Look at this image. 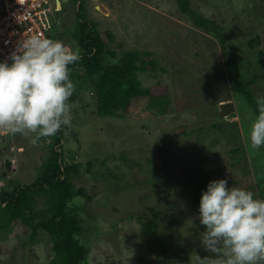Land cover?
Wrapping results in <instances>:
<instances>
[{"label":"rangeland","instance_id":"374dc122","mask_svg":"<svg viewBox=\"0 0 264 264\" xmlns=\"http://www.w3.org/2000/svg\"><path fill=\"white\" fill-rule=\"evenodd\" d=\"M189 1L198 14L209 19L217 15L228 37L225 46L213 36L208 40L192 31L193 21L181 13L177 0H81L83 20L115 34L114 45L106 46L118 57L148 45L154 52L159 68L141 74L142 86L161 82L169 88V101L167 97L151 101L147 108L152 118L142 121L99 116L93 88L88 86L71 104V124L64 126L65 161L77 165L71 176L73 190L82 188L87 196H76L69 207L78 214V238L88 245V263L90 257L91 264H160L155 257L162 242L182 264H191L193 253L212 256L200 240L206 228L200 224L188 174L203 185L226 179L229 188L236 186L264 199V147L259 151L249 147L250 127L258 114L237 94L231 100L236 117H222L219 104L231 99L234 83L225 66L228 49L229 57L241 58L240 69L250 70L242 74L246 81L263 76L250 89L256 98L264 97V0ZM79 5L74 0L63 2L62 11L56 13L62 21L56 40L73 51L81 48ZM256 37L262 40L261 48L245 50L247 41ZM247 54L250 59H245ZM106 59L113 61L110 55ZM75 68L73 73L83 72ZM73 82L76 86L80 81ZM218 124L221 128L214 129ZM17 135L2 154L16 162L13 170L0 171V191L15 183L33 184L51 154L48 137L33 144L34 134ZM178 167L186 175H179ZM45 207L43 202L36 209ZM150 207H158L164 216L167 234L160 236L159 244L147 239L137 247L135 240L144 237L138 217ZM37 231L34 241L32 231L19 221L0 231V264H48L53 244L45 232Z\"/></svg>","mask_w":264,"mask_h":264},{"label":"trees","instance_id":"16d2710c","mask_svg":"<svg viewBox=\"0 0 264 264\" xmlns=\"http://www.w3.org/2000/svg\"><path fill=\"white\" fill-rule=\"evenodd\" d=\"M177 1L181 6V13L188 15L193 21L194 30L192 31L208 40L213 36L215 40H212L218 41L222 46L227 44V34L216 20V14H213L212 18L209 19L191 9L189 0ZM75 3H78V0H75ZM78 9L76 16L79 26V34H77L81 45L79 50L80 59L70 64L69 70L70 79L75 82L79 80L80 82L76 85L75 92L68 103L71 105L76 101L77 94L82 92L84 86H88L93 88L92 93L96 99L97 114L101 117L120 119L129 116L132 121H142L151 117L152 113L147 108L151 106V101L156 102L162 97H167L169 101L168 85L158 82L155 86L145 88L140 80L141 74L148 73L151 70L156 71L159 68L158 62L153 58L154 52L148 45V48L143 51L126 52L118 57L115 51L108 49L106 46L107 43H113L114 45L115 34L112 31L101 32L93 23L83 20V4L81 2ZM244 15L246 14L244 13ZM56 31L58 32V27H55ZM56 36L55 34L52 37L53 40L57 38ZM199 39L203 40L202 38ZM261 45L262 40L259 37L250 38L245 44V50L253 51L256 48H261ZM236 49L239 51L238 46ZM228 50L229 53L224 55L226 57L225 66L230 73H233L234 83L233 89L230 91L231 99L228 97V100H223L224 102L222 101L219 104L232 102L233 95L235 97L237 94V96L242 97L241 99H243L246 106H251V110L255 114L256 112L259 114L256 104L257 98L250 86L263 76L253 75L252 80L248 79L246 81L242 74L246 70L250 73V70L240 69L242 67L241 58L236 57V55L229 57L231 49ZM199 51L200 48H197L195 56L199 54ZM108 55L112 57L113 61H107L106 57ZM250 57L249 54L245 55V59H250ZM116 58L117 61L114 62ZM200 59H203L201 55ZM75 67L82 68L83 72L80 75L73 73ZM167 111L168 108L165 107L164 112ZM221 115L224 117L222 112ZM213 128L220 129L221 125H214ZM64 130V126H62L55 136L48 137L49 144L53 146H51V154L43 166L41 176L33 184L21 187L15 186L12 191L3 189L0 192V231L19 221L32 231L31 240L33 241L39 234L37 229L48 235L53 244L50 248L53 256L48 264H89L88 245L78 238L81 231L78 214L69 207L76 196L87 195L82 188L78 191H74L72 188L71 176L77 172V165H68L65 161ZM5 166L8 171L14 168H11V163L8 161ZM178 169L179 175H186L181 167H178ZM188 176L191 185L194 187L193 195L197 198L196 203L199 207L202 193L207 190L208 185L201 184L200 179L193 178L192 175L188 174ZM251 188L254 189L253 186ZM43 202L46 207L41 210L36 209L38 204ZM150 208L147 209L148 211L140 212L141 216L138 217L140 231L144 237L135 240L136 243L138 242L137 247L144 244L147 239L159 244L163 238L160 236L167 234L164 221L161 218L164 216L159 214L158 207ZM160 246L163 249L156 252L155 260L160 261V264H182L179 259L167 253L163 242ZM184 251L182 249V252ZM186 261L185 259V263ZM134 264H136V261Z\"/></svg>","mask_w":264,"mask_h":264},{"label":"clouds","instance_id":"9594fccd","mask_svg":"<svg viewBox=\"0 0 264 264\" xmlns=\"http://www.w3.org/2000/svg\"><path fill=\"white\" fill-rule=\"evenodd\" d=\"M62 4L58 0L53 12L55 27L61 23L56 13L62 11ZM9 59L11 64L0 62V130L34 134L32 143L36 144L55 136L62 126H70L68 101L76 86L69 65L80 59L79 50L33 35L20 41ZM256 104L259 114L250 127L251 151L264 147V97H258ZM7 143L6 139L5 151ZM13 160L1 156L0 171ZM198 218L206 228L200 235L202 246L213 255L201 258L193 253L191 264L193 257L196 264H264V199L236 186L229 188L226 179L211 181L202 193Z\"/></svg>","mask_w":264,"mask_h":264},{"label":"built area","instance_id":"2783aa9c","mask_svg":"<svg viewBox=\"0 0 264 264\" xmlns=\"http://www.w3.org/2000/svg\"><path fill=\"white\" fill-rule=\"evenodd\" d=\"M58 7V0H0V62L11 64L19 42L33 35L53 40ZM10 134L0 130V145Z\"/></svg>","mask_w":264,"mask_h":264},{"label":"water","instance_id":"95a60500","mask_svg":"<svg viewBox=\"0 0 264 264\" xmlns=\"http://www.w3.org/2000/svg\"><path fill=\"white\" fill-rule=\"evenodd\" d=\"M59 4L61 2L59 1ZM80 4V3H79ZM221 112L224 116L228 115L231 117H236V109H235V103L234 102H228L224 103L220 106ZM1 147L5 148L6 147V139H1Z\"/></svg>","mask_w":264,"mask_h":264},{"label":"crops","instance_id":"0c3cea01","mask_svg":"<svg viewBox=\"0 0 264 264\" xmlns=\"http://www.w3.org/2000/svg\"><path fill=\"white\" fill-rule=\"evenodd\" d=\"M62 2H68V0H62ZM62 7V6H61ZM61 25H62V21H61V24L58 26V30H59V28L61 27ZM75 102V101H74ZM73 102V103H74ZM18 138V135H17V133L16 134H10L9 136H8V138H7V142H9V141H16V139ZM5 149V148H4ZM5 153V152H4ZM4 153H1V154H4ZM2 156V155H1Z\"/></svg>","mask_w":264,"mask_h":264},{"label":"flooded vegetation","instance_id":"af4514ba","mask_svg":"<svg viewBox=\"0 0 264 264\" xmlns=\"http://www.w3.org/2000/svg\"><path fill=\"white\" fill-rule=\"evenodd\" d=\"M68 1H69V0H68ZM74 1H75V0H74ZM95 1H96V0H95ZM80 2H81V0H80ZM80 2H79V0H78V3H80ZM81 3H82V2H81ZM60 24H61V23H60ZM60 24H59V25H60ZM9 142H10V141H9ZM8 149H9V148H8ZM4 150H5V149L2 148V147L0 146V162H1V155H2L1 152H3ZM2 157L4 158L3 155H2ZM15 186H19L18 183L13 184L12 187H11V189L8 187V188L5 189V190L12 191L13 188H14Z\"/></svg>","mask_w":264,"mask_h":264}]
</instances>
